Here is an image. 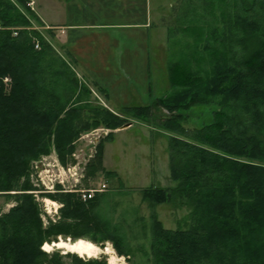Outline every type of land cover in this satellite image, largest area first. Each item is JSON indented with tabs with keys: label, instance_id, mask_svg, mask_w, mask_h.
<instances>
[{
	"label": "trees",
	"instance_id": "obj_1",
	"mask_svg": "<svg viewBox=\"0 0 264 264\" xmlns=\"http://www.w3.org/2000/svg\"><path fill=\"white\" fill-rule=\"evenodd\" d=\"M211 1L219 7L213 27L203 23L213 14ZM15 2L26 14L9 0H0V24L14 28L0 31V196L13 193L16 199V205L0 216V264H107L102 257L82 258L96 248L83 240L71 245L78 255L41 250L58 236L77 239L93 232L100 235L92 237L95 243L98 238L108 240L119 256H127L117 229L97 220L93 198L83 203L77 195H60L57 200L65 205L61 220L44 230L31 194L36 190L29 181V167L52 148L64 164L80 129L103 125L116 130L124 122L105 109L79 105L87 90L70 71L71 62L35 30H28L30 18L38 19L25 7L26 0ZM180 9L185 23L193 25L196 41L202 39L206 48L215 49L211 73L201 78L174 65L169 80L181 90L151 106L121 109L138 119L165 112L160 123L173 134L167 154L175 187L144 188L142 199L151 207L165 204L188 210L185 230H165L158 221L152 223L147 261L264 264V0H181L171 13ZM33 37L42 43L40 51L34 49ZM4 78L10 80L7 87ZM198 104L216 107L213 121L186 131L180 112ZM102 149L99 143V160Z\"/></svg>",
	"mask_w": 264,
	"mask_h": 264
},
{
	"label": "rangeland",
	"instance_id": "obj_2",
	"mask_svg": "<svg viewBox=\"0 0 264 264\" xmlns=\"http://www.w3.org/2000/svg\"><path fill=\"white\" fill-rule=\"evenodd\" d=\"M9 1L14 4L17 11L26 14L27 11L22 5L16 3L15 0ZM180 2L181 0H151V20L165 34L163 36L161 33L158 41L160 43L158 53L151 54V66L149 65L151 80L148 85V93L140 98L143 99L142 101L131 98L132 101L129 103L131 107L151 106L154 100L168 97L181 90L176 85L172 86L169 80V72L174 65L184 66L183 68L191 75L201 78H205V75L212 71L214 47L206 48L202 39L199 42L196 41L197 34L192 32L193 25L191 24L192 27H190L185 23L186 19L181 9L178 13L177 10L175 13H171L172 7L178 8ZM211 2L213 14H207L203 20V23H208L209 27L216 25L219 14L217 2ZM25 7L28 9L27 3ZM157 10L160 11V18L158 12L156 13ZM33 11L35 12V4ZM198 13H201V9L198 10ZM156 16L158 19L155 21ZM30 23L31 27L38 26L37 28L40 29L41 23L37 20L30 18ZM199 23L203 24L202 21ZM36 32L41 33V37L48 43L46 30ZM33 38L37 40L40 48L34 49L40 51L42 43L37 37ZM55 52L62 57L61 51L55 50ZM70 71L78 83L87 90V92L81 93L79 105L105 109L119 116L124 122L121 127L127 124L130 126L124 130H121V127L109 130L103 125H98L95 128L88 126L86 129H80L77 137L70 143L72 150L65 158L64 164L59 161L53 148L49 155L31 162L29 181L36 190L31 194H34L42 227L45 230L61 220L60 210L65 205L57 200L60 195H77L83 203H88V201L82 200L81 193L90 190L97 191L91 200L95 202L93 210L97 220L111 223L117 229L120 236L123 237L127 256H119L108 240L98 238V243H95L92 237L99 234L93 232L82 233L77 239L70 236H58L56 242L43 244L41 250L47 254L55 251H59L61 255L72 254L71 245L83 240L96 248L83 253L82 258L102 257L107 264H148L151 226L155 220L161 224L163 229L170 231L185 230L188 226L185 220L188 214L186 208L175 210L165 204L151 207L147 201L142 199L141 190L144 188L167 189L175 187V184L169 179L167 154L168 137L173 134L165 130L160 123V119L165 118L166 114L155 111L153 118L139 119L127 116L122 113V107H118L119 104L112 105L109 102L108 96L83 71L74 70L73 67ZM3 83L7 87L10 80L4 78ZM140 88L144 89L145 87L137 85L132 90L136 89L137 93L142 94ZM129 94L131 96V91ZM215 110L214 105L189 106L180 112L183 117L181 126L186 131L200 129L203 125L213 121ZM84 116L90 123L91 120L87 117V113ZM99 143L103 145V152L101 151L100 154L101 160L97 157ZM106 172H113L114 175H107ZM10 194L12 195L0 196V216L16 205L15 196L13 193ZM152 216L154 220L151 219ZM57 242H60L57 248L53 247L52 244ZM46 244L49 245V248L45 247ZM66 245L68 248H65ZM107 250H109V255L106 254Z\"/></svg>",
	"mask_w": 264,
	"mask_h": 264
},
{
	"label": "crops",
	"instance_id": "obj_3",
	"mask_svg": "<svg viewBox=\"0 0 264 264\" xmlns=\"http://www.w3.org/2000/svg\"><path fill=\"white\" fill-rule=\"evenodd\" d=\"M29 1L40 25L48 28V43L102 89L112 105L125 108L131 107V98L143 100L151 54L158 53L162 33L151 20V0ZM137 85L145 87L142 94L132 90Z\"/></svg>",
	"mask_w": 264,
	"mask_h": 264
},
{
	"label": "built area",
	"instance_id": "obj_4",
	"mask_svg": "<svg viewBox=\"0 0 264 264\" xmlns=\"http://www.w3.org/2000/svg\"><path fill=\"white\" fill-rule=\"evenodd\" d=\"M33 2L32 1H29V2H27V7H28V9L32 12V13H34L35 14V12L33 11ZM36 15V14H35ZM38 26H36V27H30L31 28V30H35V31H42V30H47L48 28L47 27H45V26H43V25H41L40 26V29H38L37 28ZM35 28V29H34ZM39 34H41V33H39ZM33 40H36V39H33ZM37 41V40H36ZM38 45V44H37ZM39 47V46H38ZM97 191H93V190H90L89 192H82L81 194V198H82V200L85 202V201H88V200H90V199H92L93 198V196H94V194L96 193ZM99 192V191H98Z\"/></svg>",
	"mask_w": 264,
	"mask_h": 264
},
{
	"label": "bare ground",
	"instance_id": "obj_5",
	"mask_svg": "<svg viewBox=\"0 0 264 264\" xmlns=\"http://www.w3.org/2000/svg\"><path fill=\"white\" fill-rule=\"evenodd\" d=\"M0 30H14L13 28L12 29H7V28H3L2 26H1V24H0ZM14 35V34H13ZM34 47H35V49H39V43L36 41V40H34ZM38 44V45H37ZM106 254L107 255H109V250H107V252H106ZM112 254V253H111Z\"/></svg>",
	"mask_w": 264,
	"mask_h": 264
},
{
	"label": "water",
	"instance_id": "obj_6",
	"mask_svg": "<svg viewBox=\"0 0 264 264\" xmlns=\"http://www.w3.org/2000/svg\"><path fill=\"white\" fill-rule=\"evenodd\" d=\"M130 126V124H127V125H124L123 127H121L120 129H126V128H128ZM38 171H39V169H38Z\"/></svg>",
	"mask_w": 264,
	"mask_h": 264
}]
</instances>
